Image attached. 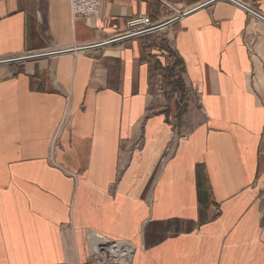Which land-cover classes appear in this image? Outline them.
<instances>
[{
    "label": "crops",
    "instance_id": "1",
    "mask_svg": "<svg viewBox=\"0 0 264 264\" xmlns=\"http://www.w3.org/2000/svg\"><path fill=\"white\" fill-rule=\"evenodd\" d=\"M238 1L264 16V0ZM158 7L154 22L158 0H102L87 18L70 0H0V264H83L92 232L131 242L135 264H264V21L218 0L165 35L108 42ZM157 37L201 114L172 150Z\"/></svg>",
    "mask_w": 264,
    "mask_h": 264
},
{
    "label": "built area",
    "instance_id": "2",
    "mask_svg": "<svg viewBox=\"0 0 264 264\" xmlns=\"http://www.w3.org/2000/svg\"><path fill=\"white\" fill-rule=\"evenodd\" d=\"M158 1L162 4L164 12L169 14L168 16H166L164 19L159 20L158 22H154L151 17H145V16L140 17L134 20L130 24V29H128L124 33L118 34L115 37L109 39L108 42L116 43V42L124 41L128 39L144 38L150 35H157V34L165 35V33L167 32L168 28L171 25L175 24L183 16H185L186 13L190 11V10L182 11V10L177 9L175 0H158ZM70 4H71L72 15L75 18H80V17L87 18L97 13V11L101 7L102 0H70ZM136 21H141L142 23L135 26L133 24ZM46 54H49V53L47 52L28 53L26 55H22L17 58L8 59L7 61L12 60V59H23V60H18V62H22V61L40 57ZM189 136H190V133H182V132H179V130L177 129L175 132L174 138H173V145L171 146L170 150L174 149V147L181 141L188 140ZM169 151L167 155L169 154ZM75 178L77 177L75 176ZM99 262L101 264H104L103 258Z\"/></svg>",
    "mask_w": 264,
    "mask_h": 264
},
{
    "label": "rangeland",
    "instance_id": "3",
    "mask_svg": "<svg viewBox=\"0 0 264 264\" xmlns=\"http://www.w3.org/2000/svg\"><path fill=\"white\" fill-rule=\"evenodd\" d=\"M159 39H160V37L154 38L155 41H159ZM164 44L167 46L168 49H171V47L169 46L166 39L164 40ZM154 68H155V61H154ZM162 78H163V76H162ZM159 85H160V88H159V91H157V94L160 97L165 98L167 100V105L170 107L169 111L164 110V112H166L169 119L171 118L170 120L174 123L176 130L178 129L179 132L188 133L192 129V127L195 125V123L201 119V114L198 111V107L195 104L193 106L192 110H190V112H188L187 109L185 108V105H186L185 104V98H184L183 91L181 89L178 90V93L177 92L173 93L170 90V88H168V92H167V90H166L167 86L165 85L164 81H162V83ZM162 88L164 89L163 91H162ZM168 102L170 104L173 102L174 106L172 107L171 106L172 104L170 105V104H168ZM166 156H167V154H166ZM89 239H90V248L95 249L96 255H94L92 253V249L89 250L90 254L87 257L86 262H84L83 264H101L99 261H101L102 258H103L104 264H118V263H120L121 262V255H115L113 258H112V256H110V259H112V261L108 262L109 257H107L106 253L104 254L105 251H101V248L107 247L110 245H114V247L122 249L123 253H124V250H126V253L129 255V262H124V264H135V256H136L135 252L137 249H136L135 245H133L131 242H129V241H115V240H111V239H106L96 232L90 233ZM97 246L99 247V250L97 249ZM107 248H109V247H107ZM68 264H70V263H68ZM75 264H79V263H75Z\"/></svg>",
    "mask_w": 264,
    "mask_h": 264
},
{
    "label": "trees",
    "instance_id": "4",
    "mask_svg": "<svg viewBox=\"0 0 264 264\" xmlns=\"http://www.w3.org/2000/svg\"><path fill=\"white\" fill-rule=\"evenodd\" d=\"M158 9L159 7L153 10L152 19L154 21H157V16L159 15ZM151 36H147L146 38H151ZM162 40L151 41L148 48L150 51L154 50V56L157 57L155 59V69L163 76L166 88H170L173 93H178V90L184 89L181 80L184 68L178 55L173 50L168 49ZM198 188L201 195L205 193L209 194L206 176L202 168L198 169Z\"/></svg>",
    "mask_w": 264,
    "mask_h": 264
},
{
    "label": "water",
    "instance_id": "5",
    "mask_svg": "<svg viewBox=\"0 0 264 264\" xmlns=\"http://www.w3.org/2000/svg\"><path fill=\"white\" fill-rule=\"evenodd\" d=\"M216 1H218V0H209V1H207L206 3L200 5L199 7L190 10L188 13H186V15L192 13L193 11H195V10H197V9H199V8L206 7V6L212 4V3L216 2ZM226 1H229V2H232V3L236 4V5H238L239 7H241L242 9H244V10H245L246 12H248L249 14H251V15H253L254 17H256V18H258V19L264 21V16L260 15L258 12H256V11L253 10V9H251L250 7H247L246 5L240 3V2H238V1H236V0H226ZM141 23H142L141 21H136L133 25L136 26V25H139V24H141ZM100 45H101V44H99V45H95V46H100ZM18 60H23V59H12V60H9L8 62H11V61H18ZM4 62H5V61H4Z\"/></svg>",
    "mask_w": 264,
    "mask_h": 264
},
{
    "label": "bare ground",
    "instance_id": "6",
    "mask_svg": "<svg viewBox=\"0 0 264 264\" xmlns=\"http://www.w3.org/2000/svg\"><path fill=\"white\" fill-rule=\"evenodd\" d=\"M107 247H109V248H107ZM107 247H103L105 249L107 257L110 258V256H112V258H113L115 255H121V262L118 264H124V262H129V255L126 253V250H124V253H123L122 249L114 247V245H110Z\"/></svg>",
    "mask_w": 264,
    "mask_h": 264
}]
</instances>
